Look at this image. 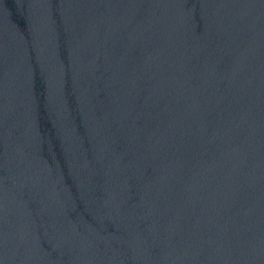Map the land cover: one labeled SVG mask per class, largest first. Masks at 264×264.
Segmentation results:
<instances>
[{"label": "water", "instance_id": "1", "mask_svg": "<svg viewBox=\"0 0 264 264\" xmlns=\"http://www.w3.org/2000/svg\"><path fill=\"white\" fill-rule=\"evenodd\" d=\"M0 264H264V0H0Z\"/></svg>", "mask_w": 264, "mask_h": 264}]
</instances>
